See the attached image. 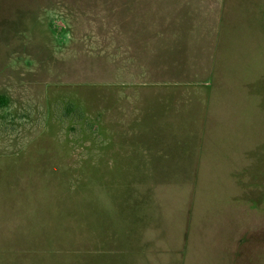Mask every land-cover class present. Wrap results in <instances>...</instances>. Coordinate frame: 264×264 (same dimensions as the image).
<instances>
[{
    "label": "rangeland",
    "instance_id": "1",
    "mask_svg": "<svg viewBox=\"0 0 264 264\" xmlns=\"http://www.w3.org/2000/svg\"><path fill=\"white\" fill-rule=\"evenodd\" d=\"M116 6L0 0V264H264V0L129 133Z\"/></svg>",
    "mask_w": 264,
    "mask_h": 264
},
{
    "label": "crops",
    "instance_id": "2",
    "mask_svg": "<svg viewBox=\"0 0 264 264\" xmlns=\"http://www.w3.org/2000/svg\"><path fill=\"white\" fill-rule=\"evenodd\" d=\"M227 4L228 0H117V79L128 88L120 94L119 130L135 132L143 116L133 103L138 88L201 83L219 44Z\"/></svg>",
    "mask_w": 264,
    "mask_h": 264
}]
</instances>
